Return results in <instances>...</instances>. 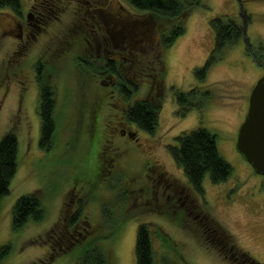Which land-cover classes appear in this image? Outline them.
Wrapping results in <instances>:
<instances>
[{
  "label": "rangeland",
  "instance_id": "1",
  "mask_svg": "<svg viewBox=\"0 0 264 264\" xmlns=\"http://www.w3.org/2000/svg\"><path fill=\"white\" fill-rule=\"evenodd\" d=\"M31 3L21 0L22 11ZM52 8L39 29L29 30L27 19L19 20V28L12 12L0 9V139L11 129L18 141L17 169L0 201V245L10 248L0 264H76L91 244L100 247L108 264H136L142 222L150 225L158 263L174 253L173 245L186 264H229L208 245L209 239L219 245L223 240L209 233V218L230 232L238 249L264 264V175L235 145L251 89L264 73V0H201L185 18L184 33L163 51L168 89L153 133L126 121L128 100L112 93L100 70L133 32L154 34L149 15L127 0H55ZM218 15L243 24L248 42L242 37L227 46L200 83L193 69L205 63L214 46L210 19ZM90 26L100 35L90 37ZM139 45L135 67L149 71L156 65V45ZM38 77L50 81L41 83L54 93L56 127L49 148L39 143ZM136 83L131 103L148 90L147 82ZM196 85H212L213 97L202 111L193 107L180 115L169 87L186 91ZM199 126L215 135L220 155L232 166L221 183L206 176L200 196L170 152L177 134ZM33 191L41 197L42 219L12 228L15 201Z\"/></svg>",
  "mask_w": 264,
  "mask_h": 264
},
{
  "label": "trees",
  "instance_id": "2",
  "mask_svg": "<svg viewBox=\"0 0 264 264\" xmlns=\"http://www.w3.org/2000/svg\"><path fill=\"white\" fill-rule=\"evenodd\" d=\"M133 7L144 11L154 22V34L150 32H140L139 30L130 35L129 42L118 51L117 61H112L111 57L105 59L103 69L108 78L114 82H119L118 93L124 100H128V105L123 109V116L126 121L135 125L136 128L147 133H153L158 124V115L163 103L165 92L168 89L165 83L166 71L163 61V51L173 45L176 39L185 31L184 20L192 10L200 5L201 0H127ZM7 8L15 14L22 10L21 0H0V9ZM116 14V13H115ZM118 15V14H117ZM210 26L214 32V46L208 55L205 63L193 69V72L200 83L205 82L209 67L217 60L221 59L224 49L227 46L238 42L242 37L247 41L245 27L243 24L236 23L233 19L223 15H218L210 19ZM111 29L107 27V32ZM136 29V28H135ZM148 31L150 29H147ZM132 34V33H131ZM148 35V36H147ZM108 36V35H107ZM101 37L106 34L101 33ZM133 38V41H132ZM148 46L156 45L154 53L155 64L149 67V71L135 67L140 59L137 53L139 44L145 43ZM247 50L252 49L247 43ZM264 49V48H262ZM157 50V51H156ZM257 62L260 54L254 50L250 51ZM153 53V54H154ZM127 57V58H126ZM39 65L37 66L38 69ZM145 81L148 83V90L143 97L136 99L133 103L129 100L138 90L136 82ZM40 97L38 101V111L40 116V139L39 143L44 148H49L55 132L54 119V93L48 85L40 80ZM212 85H196L189 90H180L175 86L169 87L176 102L177 110L180 115H184L193 107L202 111L207 100L213 97ZM176 143L170 147L171 155L183 171V174L190 186V189L197 195H203V179L208 176L212 183L225 181L232 172V166L219 153L215 141V135L203 127H195L181 131L175 136ZM18 165V141L13 130L7 131L0 139V201L9 192L10 182L16 172ZM264 186V181H263ZM43 208L40 195L33 191L21 195L14 203L12 208V228L17 229L24 225L29 218L40 220L43 217ZM204 217V215H203ZM211 220V230L209 233L220 237L218 241L209 239L208 243L213 249L219 252L223 258H227L228 251L231 254L242 257L245 264H262L247 251L237 248L233 237L222 225ZM87 225V222H85ZM85 228V227H84ZM88 231V228H85ZM85 236V235H84ZM74 237L69 242V248L75 244ZM218 239V240H219ZM222 245H227L223 247ZM174 253L168 256L163 255L160 263L154 260L150 225L142 222L137 226L135 256L136 264H186L180 249L171 246ZM226 248V249H225ZM8 245H0V262L8 254ZM66 251V250H64ZM226 251V253H225ZM233 254V255H234ZM76 264H108L105 253L97 245L91 244L83 248Z\"/></svg>",
  "mask_w": 264,
  "mask_h": 264
},
{
  "label": "water",
  "instance_id": "3",
  "mask_svg": "<svg viewBox=\"0 0 264 264\" xmlns=\"http://www.w3.org/2000/svg\"><path fill=\"white\" fill-rule=\"evenodd\" d=\"M235 145L253 170L264 175V73L251 89L247 113L239 126Z\"/></svg>",
  "mask_w": 264,
  "mask_h": 264
},
{
  "label": "flooded vegetation",
  "instance_id": "4",
  "mask_svg": "<svg viewBox=\"0 0 264 264\" xmlns=\"http://www.w3.org/2000/svg\"><path fill=\"white\" fill-rule=\"evenodd\" d=\"M33 3L30 4V6L28 7V9L26 11H22L19 14H15L14 12H12V15L14 17V22H16L17 26L19 28H21V23L19 22L20 19H24V20H28V24H27V28L29 30V27H35L37 29H39V27H41V24L44 23L45 19L47 17L50 18V15L47 14H52V12H54V9L52 8V6H55V0H32ZM91 30V35L90 37L96 38V34L100 35L98 33V29H94V26H90ZM100 29V28H99ZM30 34L32 32H29ZM110 35L112 36V38L116 39L118 41V38L116 36V33L114 30H109ZM90 34V33H88ZM20 38L22 37V34H17ZM87 37V36H86ZM107 52V51H106ZM118 59V52L116 53V51L114 53H112V57L111 60L112 61H117ZM110 82H111V86H112V93L114 94L115 92H118V84L119 82H114L112 77L109 78ZM38 81V80H37ZM36 85H38V96L40 97V82H36ZM122 133L124 134H130L133 135L132 132L130 131H126V130H122ZM134 137V136H133ZM134 139H137L136 137H134ZM228 251V250H226ZM228 255L227 256V261L229 264H241L244 263V260L242 259V257L238 256L237 259H235L234 257L236 256H232Z\"/></svg>",
  "mask_w": 264,
  "mask_h": 264
}]
</instances>
